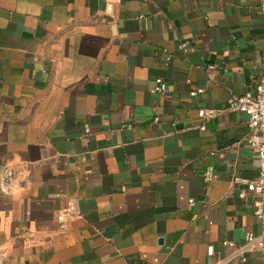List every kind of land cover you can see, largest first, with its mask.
<instances>
[{"label":"crops","instance_id":"crops-1","mask_svg":"<svg viewBox=\"0 0 264 264\" xmlns=\"http://www.w3.org/2000/svg\"><path fill=\"white\" fill-rule=\"evenodd\" d=\"M262 77L264 0H0V264H264L221 243L260 231L224 106Z\"/></svg>","mask_w":264,"mask_h":264},{"label":"built area","instance_id":"built-area-1","mask_svg":"<svg viewBox=\"0 0 264 264\" xmlns=\"http://www.w3.org/2000/svg\"><path fill=\"white\" fill-rule=\"evenodd\" d=\"M186 44H178V49L185 50ZM219 68L217 64H209L208 69L212 71ZM166 83L161 77H156L153 82V89L156 92H165ZM202 88L192 89L189 94L195 95L201 93ZM225 109L242 112L247 117L250 133L246 138V143L254 149L256 153L257 168L256 175L253 178H243L241 183L242 189L239 190L238 196L243 199L247 195L250 196L251 211L260 225L258 233L246 232L241 244H236L232 240H222V245L231 247L237 250L235 255L238 256L241 262L246 261L245 252L259 251L264 257V77L260 78L252 89H248L239 95H231L224 106ZM215 112L214 108H200L198 115L203 118H210ZM158 118L155 117L154 120ZM204 125L200 126L203 130ZM87 131V129H86ZM212 172L207 171L204 174L205 181H210ZM189 204L193 203V199L189 198ZM64 214H73L76 212L74 199H69L67 205L61 210ZM214 252L213 245L207 246V254L211 255Z\"/></svg>","mask_w":264,"mask_h":264}]
</instances>
